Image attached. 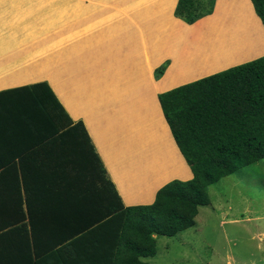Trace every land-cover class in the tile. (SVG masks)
Listing matches in <instances>:
<instances>
[{"label":"crops","instance_id":"crops-1","mask_svg":"<svg viewBox=\"0 0 264 264\" xmlns=\"http://www.w3.org/2000/svg\"><path fill=\"white\" fill-rule=\"evenodd\" d=\"M176 1L134 0L110 12L107 1L94 11L89 0L81 31L73 28L72 37L67 36L64 67L55 74L41 67L43 75H35L34 43L18 34V29L32 27V11L27 7L33 8L34 3L0 0V264H81L82 246L67 249L64 245L82 231L83 222L100 214H91L87 202L78 215L66 206L67 193L79 183L83 188L90 182L103 186L90 176L89 162L83 159L84 148L86 155L90 152V142L126 206L149 204L168 181L192 177L157 94L193 77L192 67L193 71L214 68L205 63V57L215 54L213 39L205 38V27L217 18L222 0L205 17L208 22L194 24L173 16ZM225 21L213 27L229 35L233 29ZM249 26L256 35L258 27ZM165 55L169 65L153 81L151 68ZM215 60L219 67L226 58ZM76 73H84L88 80L90 101L85 97L89 89L85 95L70 85ZM43 81L71 121H83L89 142L82 135L46 133L49 121L37 119L39 102L33 89H23Z\"/></svg>","mask_w":264,"mask_h":264},{"label":"trees","instance_id":"trees-1","mask_svg":"<svg viewBox=\"0 0 264 264\" xmlns=\"http://www.w3.org/2000/svg\"><path fill=\"white\" fill-rule=\"evenodd\" d=\"M214 1L177 0L173 14L191 24L210 14ZM250 2L264 28V0ZM168 65L166 59L154 69L156 80ZM29 88L39 102L37 119L49 121L46 133L82 135L89 142L83 121H71L46 81L23 87ZM157 99L192 177L168 181L149 204L126 206L90 142L83 159L89 162L90 176L103 186L90 182L83 188L79 183L67 193L66 206L78 215L87 202L91 214H100L83 222L82 231L64 245L82 246L81 264H152L144 258L155 255L156 236L192 227L199 207L210 203V185L264 158V55L159 92Z\"/></svg>","mask_w":264,"mask_h":264},{"label":"rangeland","instance_id":"rangeland-1","mask_svg":"<svg viewBox=\"0 0 264 264\" xmlns=\"http://www.w3.org/2000/svg\"><path fill=\"white\" fill-rule=\"evenodd\" d=\"M28 1L34 3L33 8L27 7L32 11L29 17L32 20L29 22L32 23V27L18 29V34H24L23 36L34 43V74L43 75L45 70H49L51 74L58 73V70H61L66 64L63 49L70 40L67 36L72 37L73 28L78 27L81 31L80 27L84 22L81 18H84L89 11V0ZM91 1L94 4L91 9L94 11L100 8L103 1H107L110 12L118 6L123 8L127 4H134L132 3L134 0ZM216 3L217 0L214 1L213 11H215ZM213 11L195 22L199 20L208 22L205 17L211 15ZM234 14L231 18L226 16L227 20L225 21L226 27L233 29L231 34L226 35L221 30L219 31L221 34L218 31L214 33L205 32V38L209 41L213 39L210 43V45L214 44L213 48L222 43L224 45L226 38L234 39L232 41H234L235 50L226 55L225 63L219 67H217L216 58L213 56L218 51L214 50L215 54L212 56L209 54L205 57V63L213 64L215 69L193 71L192 67L189 73L193 74V77L187 76L189 78L184 80L185 83L204 77L213 70L215 73L264 55V28L255 14L250 0L246 6L245 3L237 6ZM216 15L217 18H211V26L213 23L222 21L219 14ZM237 21L240 23L232 28L234 22ZM250 22L258 27L256 35L252 26L247 28ZM229 29L225 31L231 32ZM240 30L242 31L241 34L238 33ZM149 32H154V29L149 30ZM216 33L217 36H215ZM215 37L220 40H215ZM240 43L241 46L239 47ZM201 48L204 47L201 45ZM220 49L221 47H219ZM243 50L245 51L243 52ZM166 59L170 62L168 55H165L151 68L153 81L156 80L154 69ZM66 74L64 73L62 78L65 79ZM76 74L78 76L71 79L70 85L87 95L88 80L84 77V73ZM54 78L56 81L57 77ZM182 82L177 84L181 85ZM85 97L90 101V89ZM208 195L210 203L199 207L195 224L174 236H156V253L154 256L144 258V260L152 264H264V158L243 166L233 174L227 175L210 185Z\"/></svg>","mask_w":264,"mask_h":264},{"label":"bare ground","instance_id":"bare-ground-1","mask_svg":"<svg viewBox=\"0 0 264 264\" xmlns=\"http://www.w3.org/2000/svg\"><path fill=\"white\" fill-rule=\"evenodd\" d=\"M230 1V0H229ZM242 3H245V6H246V4L248 5V0H235V1H231V2H228V1H226V0H222V2H220V4H219V6H217L218 7V9H217V13L219 14V15H221L222 17V21H225V20H227V17L226 16H228V17H233V15H235L234 13L236 12V7L237 6H240ZM224 4V5H223ZM221 5H223V6H221ZM241 13V12H240ZM239 14V13H238ZM247 14V13H246ZM239 17V16H238ZM221 18L219 19V21L221 20ZM211 20V19H210ZM211 22V21H210ZM250 23H252V22H250ZM249 23V24H250ZM207 24V23H206ZM216 24V23H215ZM253 25H255L254 23H253ZM226 29V28H225ZM205 32H209V33H214V32H217L216 31V29L213 27V26H211V24L210 23H208V25H206V27H205ZM219 34H221L220 32H219ZM214 35V34H213ZM215 36H217V33L215 34ZM221 36V35H220ZM208 37H211L210 35H208ZM213 38V37H212ZM217 38V37H216ZM259 38V37H258ZM258 38H257V40H258ZM236 39H237V37H236ZM218 40V39H217ZM239 40V39H238ZM236 41V40H235ZM237 42V41H236ZM236 42H235V44H236ZM259 42H260V40H259ZM262 42V41H261ZM264 43V42H263ZM262 44V43H261ZM238 45V44H237ZM217 46V45H216ZM241 46V43H240V45H239V47ZM219 47H221V49L219 50ZM235 45H234V41H230V40H228L227 38H226V42L224 43V45H223V43L220 45V46H218V47H216V48H214L216 51H218V53L217 54H215V55H213L214 56V58H216V59H218V60H224L225 58H226V55L228 54V53H230V52H232V51H234L235 50ZM243 49V48H242ZM246 49V48H245ZM248 50H249V48H248ZM251 50H253V49H251ZM245 50H243V52H244ZM246 51H247V49H246ZM248 52V51H247ZM251 52V51H250ZM250 52H249V54H250ZM254 52V51H253ZM243 54V53H242ZM248 54V55H249ZM212 59H213V57H212ZM143 161V160H142Z\"/></svg>","mask_w":264,"mask_h":264}]
</instances>
